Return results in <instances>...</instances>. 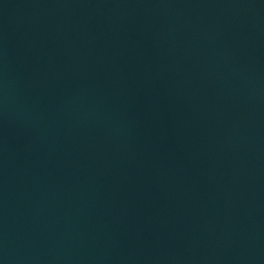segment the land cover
Listing matches in <instances>:
<instances>
[{
  "label": "water",
  "instance_id": "water-1",
  "mask_svg": "<svg viewBox=\"0 0 264 264\" xmlns=\"http://www.w3.org/2000/svg\"><path fill=\"white\" fill-rule=\"evenodd\" d=\"M0 264H264V0H0Z\"/></svg>",
  "mask_w": 264,
  "mask_h": 264
}]
</instances>
